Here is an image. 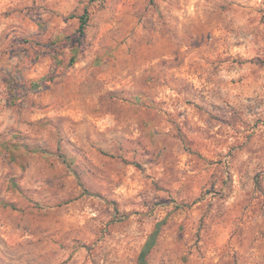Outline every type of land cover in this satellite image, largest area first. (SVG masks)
Segmentation results:
<instances>
[{"label":"rangeland","instance_id":"obj_1","mask_svg":"<svg viewBox=\"0 0 264 264\" xmlns=\"http://www.w3.org/2000/svg\"><path fill=\"white\" fill-rule=\"evenodd\" d=\"M6 62L0 264H264V0H0Z\"/></svg>","mask_w":264,"mask_h":264},{"label":"trees","instance_id":"obj_2","mask_svg":"<svg viewBox=\"0 0 264 264\" xmlns=\"http://www.w3.org/2000/svg\"><path fill=\"white\" fill-rule=\"evenodd\" d=\"M87 23H88V17L87 16L86 17H82L81 18V25H80V29H79V32L81 33V36L85 35V26L87 25ZM54 59L57 60L56 58H54ZM71 62L75 63V60L72 58ZM160 226H161V224L158 225L157 229L151 235L148 243L144 247L143 252L141 254V257H140L141 264H149L148 260H147V256L149 255V253L151 252V250L153 249V247L157 243V238H158L159 232H160Z\"/></svg>","mask_w":264,"mask_h":264},{"label":"crops","instance_id":"obj_3","mask_svg":"<svg viewBox=\"0 0 264 264\" xmlns=\"http://www.w3.org/2000/svg\"><path fill=\"white\" fill-rule=\"evenodd\" d=\"M9 62L3 63L0 66V72L4 71V69L9 68ZM0 93H6V85H5V78L4 76H0Z\"/></svg>","mask_w":264,"mask_h":264}]
</instances>
